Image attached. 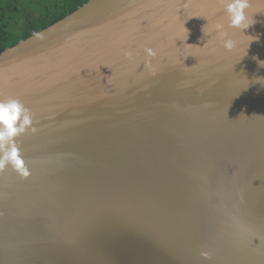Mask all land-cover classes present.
<instances>
[{"label":"water","instance_id":"95a60500","mask_svg":"<svg viewBox=\"0 0 264 264\" xmlns=\"http://www.w3.org/2000/svg\"><path fill=\"white\" fill-rule=\"evenodd\" d=\"M226 2L87 0L0 51L35 128L0 264H264V0L244 32Z\"/></svg>","mask_w":264,"mask_h":264},{"label":"clouds","instance_id":"9594fccd","mask_svg":"<svg viewBox=\"0 0 264 264\" xmlns=\"http://www.w3.org/2000/svg\"><path fill=\"white\" fill-rule=\"evenodd\" d=\"M250 7L248 0H227L224 3V8L228 16V27L237 28L244 32L252 24L255 23L253 18L249 17L246 9ZM214 28L223 33V24L216 23ZM188 38V29L185 28ZM33 36L36 39H43V34L40 32H34ZM258 37L250 40H256ZM249 42V43H250ZM232 40H225L224 47L227 50H231L234 47ZM149 54H154L151 50H147ZM124 55L131 56V52L125 51ZM254 59H256L254 57ZM258 65L264 67V61L257 59ZM264 80V78L256 77L255 82ZM32 125V117L27 108H25L19 100L8 99L6 101L0 100V169H3L6 165H11L18 174L24 178L29 175V171L24 165L23 158L19 154V149L16 147L15 137L23 134L26 130L35 131V128H30ZM207 256V253H202Z\"/></svg>","mask_w":264,"mask_h":264},{"label":"trees","instance_id":"16d2710c","mask_svg":"<svg viewBox=\"0 0 264 264\" xmlns=\"http://www.w3.org/2000/svg\"><path fill=\"white\" fill-rule=\"evenodd\" d=\"M86 1L48 0L38 15L26 14L22 26L14 29L12 27L14 17L6 7L4 0H0V51L59 20Z\"/></svg>","mask_w":264,"mask_h":264},{"label":"rangeland","instance_id":"374dc122","mask_svg":"<svg viewBox=\"0 0 264 264\" xmlns=\"http://www.w3.org/2000/svg\"><path fill=\"white\" fill-rule=\"evenodd\" d=\"M48 0H4L6 7L14 17L12 27L19 29L26 14L38 15ZM22 20V21H21Z\"/></svg>","mask_w":264,"mask_h":264}]
</instances>
